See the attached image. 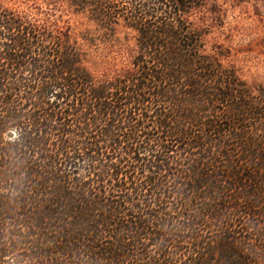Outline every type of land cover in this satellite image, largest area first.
<instances>
[{
    "label": "trees",
    "instance_id": "1",
    "mask_svg": "<svg viewBox=\"0 0 264 264\" xmlns=\"http://www.w3.org/2000/svg\"><path fill=\"white\" fill-rule=\"evenodd\" d=\"M47 1L135 52L95 75L0 4V264H264V86L207 48L203 0Z\"/></svg>",
    "mask_w": 264,
    "mask_h": 264
},
{
    "label": "rangeland",
    "instance_id": "2",
    "mask_svg": "<svg viewBox=\"0 0 264 264\" xmlns=\"http://www.w3.org/2000/svg\"><path fill=\"white\" fill-rule=\"evenodd\" d=\"M0 4L32 14L55 31L67 32L86 53L85 65L95 75L131 64L135 52L131 29L120 25L114 36L104 37L86 14L63 3L0 0ZM194 19L208 28V49L220 45L245 81L264 86V0H203Z\"/></svg>",
    "mask_w": 264,
    "mask_h": 264
}]
</instances>
